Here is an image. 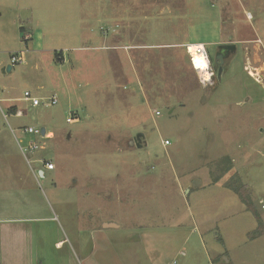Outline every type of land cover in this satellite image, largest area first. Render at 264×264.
Instances as JSON below:
<instances>
[{"label":"rangeland","instance_id":"374dc122","mask_svg":"<svg viewBox=\"0 0 264 264\" xmlns=\"http://www.w3.org/2000/svg\"><path fill=\"white\" fill-rule=\"evenodd\" d=\"M240 1L0 0V32L16 50L26 48L21 23L33 41L43 38L42 55L28 51L12 74L0 67V98L26 110L14 117L2 102L0 128L40 147L26 160L52 219L42 224L73 250L49 246L47 255L63 264H264V85L255 79L264 53L249 45L250 61L239 41L258 35L264 47V24L253 32L264 6L256 13ZM199 37L211 60V41L238 45L207 85L188 52ZM139 133L146 145L128 147ZM110 220L118 227L99 229Z\"/></svg>","mask_w":264,"mask_h":264},{"label":"crops","instance_id":"0c3cea01","mask_svg":"<svg viewBox=\"0 0 264 264\" xmlns=\"http://www.w3.org/2000/svg\"><path fill=\"white\" fill-rule=\"evenodd\" d=\"M258 1L259 0H246V3L244 4L240 1V5L244 8L245 6L254 4L255 11L257 13V10H263L264 6V4L262 5L261 3L256 4ZM245 11L248 13V17L251 20H254L255 17L251 11L247 9H245ZM263 22L264 18H258V25H255L253 28V32L256 35L257 33L255 30L257 29L259 31L261 26L264 24ZM3 25V23H0V31L4 30L2 29ZM25 25L26 24L23 25L22 23L19 24V29L22 32L26 31V34H30V30L27 31L28 28ZM259 39L261 40V44L257 43L260 41ZM239 41L247 44V49L249 51L248 59L250 61L252 60L250 55L255 54L252 50H250L249 45L256 43L253 45L255 47L258 45L261 46L264 53L263 41L261 37H258V35L256 39L247 37L245 39L242 37ZM22 42H24L23 44H25L26 48L21 50H25L26 55L28 51L36 53L41 52L42 55V51L45 50L43 38L41 39L38 37L36 42L33 41L32 37L29 42L22 38ZM220 42L221 40H213L211 41V44H218ZM188 43L191 45L202 43L206 46V41H203L200 37L195 41L188 40ZM108 47H114L116 49L119 47H125V49L127 48L126 45H109ZM16 49H18L16 41L9 38V35H4L0 32V67L3 66L2 73L6 74L11 72L12 74L14 72V66L10 63L11 59L6 60L4 57L1 59V55L7 53L13 55L15 51H21ZM60 52L62 53V59L65 60L63 52ZM246 53L244 52V54ZM41 55L39 56V60H42ZM10 65L11 69L9 70L8 68ZM119 74L123 76L125 73L121 70ZM0 89L4 93L7 89V85L0 84ZM2 102L6 104V108L11 116L21 117L26 112L20 104L21 99L5 95L0 98V108L5 118L8 117L1 107ZM73 118H75L73 122L78 121L79 119L78 117ZM1 130L9 132H7L6 135L3 134V136H1ZM8 140L12 141L10 142ZM22 146L25 145H23L20 141L16 142L10 130H8L6 126L0 128V162L3 168H0V184H12V181L13 184H16L0 185V264H63L55 259V252L52 251L55 254V257H53L50 253L47 255V249L50 246L52 250L62 252L67 245V250L71 253L72 249L68 246V244L71 243V239L65 237V235L61 232L59 235L56 234L54 237L48 238V226L42 224V222L48 218L51 219V217H48L45 213L47 205L44 198H41V193L37 188V180H39V177H37L36 172L29 165L30 163L27 162L28 159L26 160L27 156L24 155L21 148ZM9 154L10 156L13 155L11 157L12 161L9 164L7 163L6 166L5 162L9 159ZM38 154L40 155V153ZM37 160L38 159H36V161ZM24 165H28L26 172L24 170ZM12 177L17 179H12ZM106 222L115 221L110 220ZM118 225V223L117 225L111 227H105L102 225L103 227H100L99 229L116 228ZM99 232L104 233L102 230Z\"/></svg>","mask_w":264,"mask_h":264},{"label":"built area","instance_id":"2783aa9c","mask_svg":"<svg viewBox=\"0 0 264 264\" xmlns=\"http://www.w3.org/2000/svg\"><path fill=\"white\" fill-rule=\"evenodd\" d=\"M30 39H31V34H25L24 40L25 41H29ZM194 45H195L194 46V51H198L199 53H201L204 56V58L207 59L208 63L210 64V73H211L210 78L209 79H205L204 77L201 76V74H202L201 70L198 69L196 67L195 63H194V57H193L192 52H190L191 50H190V45H189L188 46V52H189V54L191 56L192 64H193L194 68L197 70V72L199 73L201 82L203 84H206V85L209 84V83L211 84L212 83L211 79L214 76V71L212 70V67H211V58H210V56L208 54L207 48L202 43H198V44H194ZM25 61H26L25 50L17 51L11 57V64H13V65L14 64L23 63ZM247 66L252 71V68L250 67L251 66L250 63H248ZM258 75H260L261 77H258ZM255 79L257 80V82H259L260 84L264 85V82H261V81L264 80V75H261V74L257 73V76L255 77ZM25 98L31 100L32 104L34 106H37V105H39L41 103L40 99L37 98V97H34L31 94L30 91H26L25 92ZM56 103H58V100H57L56 97H53V98H51V100L49 102H47V105H53V104H56ZM74 120H75V118H73V117H69L67 119L68 122H73ZM25 132H27L28 134H42V129H39V128L34 127V126H27V127H25ZM165 143L168 144L169 140H165ZM21 148H22V151H23L24 155L27 156V157H28V155H27L28 152H32L33 153V152H35V151L40 149L39 145L35 144V143H30L29 145L22 146ZM45 167H47L48 169L52 170V169L55 168V165H54V163L52 161H47V162H45ZM36 174H37V177H39L38 173H36ZM173 264H175V263H173Z\"/></svg>","mask_w":264,"mask_h":264},{"label":"water","instance_id":"95a60500","mask_svg":"<svg viewBox=\"0 0 264 264\" xmlns=\"http://www.w3.org/2000/svg\"><path fill=\"white\" fill-rule=\"evenodd\" d=\"M229 40H234V39L230 38ZM218 49H219V51L217 52ZM225 50H232L231 52L234 55L237 52V44H235L233 42L232 43L231 42L222 43L217 47L216 53L214 56V60H215V63L219 62V64H220V67H219L218 73H217L218 78L221 77L223 69H224L223 63L225 61ZM8 69L9 70L11 69V65L9 66ZM42 134H46L45 128H42ZM143 140H144V142L142 143ZM128 142H129L128 147L129 146H131V147H133V146L142 147V146L146 145L145 135H144V133H139L136 135L135 139L131 138ZM40 174H41V176H43L44 172L42 170H40ZM115 225H117L116 222H105V227H111V226H115Z\"/></svg>","mask_w":264,"mask_h":264},{"label":"bare ground","instance_id":"6f19581e","mask_svg":"<svg viewBox=\"0 0 264 264\" xmlns=\"http://www.w3.org/2000/svg\"><path fill=\"white\" fill-rule=\"evenodd\" d=\"M194 46H190V52H192L193 57H194V63L198 69L201 70V76L204 77L205 79H209L211 76L210 73V64L208 63L207 59L204 58V56L199 53L198 51H194ZM197 61H200V66L197 65Z\"/></svg>","mask_w":264,"mask_h":264},{"label":"flooded vegetation","instance_id":"af4514ba","mask_svg":"<svg viewBox=\"0 0 264 264\" xmlns=\"http://www.w3.org/2000/svg\"><path fill=\"white\" fill-rule=\"evenodd\" d=\"M229 42H233L235 44H237V41L235 40H227V41H221L220 43H218L215 47L217 48L220 44L222 43H229ZM238 47V45H237ZM238 50V49H237ZM219 51V49L217 50V52ZM232 50H225V61L223 63V67H225L231 60L232 56H233V53L231 52ZM231 53V54H230ZM211 67L218 73V69L220 67V64L219 62L218 63H215V60H214V56H213V59L211 60ZM216 67V68H215ZM215 75V74H214ZM136 136L133 137V139H135ZM144 142V140L142 141V143Z\"/></svg>","mask_w":264,"mask_h":264},{"label":"trees","instance_id":"16d2710c","mask_svg":"<svg viewBox=\"0 0 264 264\" xmlns=\"http://www.w3.org/2000/svg\"><path fill=\"white\" fill-rule=\"evenodd\" d=\"M57 53V58L60 60V61H62L63 59H62V53L61 52H56ZM248 202H249V208H251V209H254V206L250 203V201L249 200H247Z\"/></svg>","mask_w":264,"mask_h":264},{"label":"snow or ice","instance_id":"6c2138e0","mask_svg":"<svg viewBox=\"0 0 264 264\" xmlns=\"http://www.w3.org/2000/svg\"><path fill=\"white\" fill-rule=\"evenodd\" d=\"M197 65L200 66V61H197Z\"/></svg>","mask_w":264,"mask_h":264}]
</instances>
